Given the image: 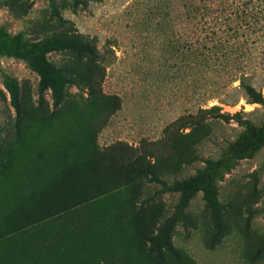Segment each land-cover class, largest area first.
<instances>
[{
	"label": "rangeland",
	"instance_id": "1",
	"mask_svg": "<svg viewBox=\"0 0 264 264\" xmlns=\"http://www.w3.org/2000/svg\"><path fill=\"white\" fill-rule=\"evenodd\" d=\"M186 1L0 0V264H264V107L195 51ZM237 41L224 68L264 95L263 29ZM155 173L204 180L181 257L142 234L178 203Z\"/></svg>",
	"mask_w": 264,
	"mask_h": 264
},
{
	"label": "trees",
	"instance_id": "2",
	"mask_svg": "<svg viewBox=\"0 0 264 264\" xmlns=\"http://www.w3.org/2000/svg\"><path fill=\"white\" fill-rule=\"evenodd\" d=\"M225 1L226 0H188L185 2L184 6H188L192 14V44L196 45V47L193 48L195 51L199 49L197 45L200 42L199 38L201 41H205L203 45L206 49H204L205 52L202 54L204 62L209 64L211 61H215L214 64L217 70L220 72L224 71L226 74L225 76H229L228 82H232L235 79L239 80L238 86L244 92L247 100L259 102L264 107L262 88L258 87L256 83L250 80L251 78H249L248 71L245 68L241 69V67L236 69H230L228 67L225 69L223 63V59H225L223 56V49L229 48L231 52H235V48L238 45L237 33L240 28L243 26L247 29L254 27L258 29V31L262 28L264 31V6H261L264 0H240L243 1V3H250L248 9L243 8L244 12L246 10V15L249 18L245 24L237 20L238 16H240L238 7H229L225 4ZM202 34L204 35L203 37H201ZM68 80L74 82L71 77ZM53 86L57 89V86ZM10 90L16 108L18 111H21L22 104L17 91L15 88ZM61 100L62 97L56 93V101ZM217 107V104H213L209 107H200L199 110L213 111ZM256 135L260 140H264V127L257 130ZM153 179L161 183V191H177L179 192V197L177 206L171 213L165 215L156 232L152 230H145L142 232L145 239L150 242V246L147 250L152 252L155 251L161 259H165L169 252L174 256L181 257L182 252L174 243L172 237L173 231L179 219H188L189 215L185 209L196 192L201 188L204 180L200 174H191L187 177H177L169 181V179L158 173L154 174ZM102 260H104V258H102Z\"/></svg>",
	"mask_w": 264,
	"mask_h": 264
}]
</instances>
